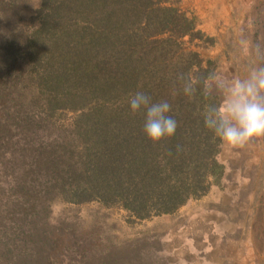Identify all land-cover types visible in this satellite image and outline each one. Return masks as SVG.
Returning a JSON list of instances; mask_svg holds the SVG:
<instances>
[{
	"label": "trees",
	"instance_id": "trees-1",
	"mask_svg": "<svg viewBox=\"0 0 264 264\" xmlns=\"http://www.w3.org/2000/svg\"><path fill=\"white\" fill-rule=\"evenodd\" d=\"M30 3L0 0V264H169L161 232L119 239L52 206L95 201L142 220L222 184V147L203 118L220 98L202 85L189 97L178 79L217 71L219 57L186 45L215 37L170 0ZM137 91L171 104L174 136L147 138L146 112L128 103Z\"/></svg>",
	"mask_w": 264,
	"mask_h": 264
},
{
	"label": "rangeland",
	"instance_id": "rangeland-1",
	"mask_svg": "<svg viewBox=\"0 0 264 264\" xmlns=\"http://www.w3.org/2000/svg\"><path fill=\"white\" fill-rule=\"evenodd\" d=\"M170 1L193 11L200 19L199 28L215 37L213 45L203 46L197 40L186 45L204 58L219 57L216 72L244 77L250 67L264 66V0H230L228 5L220 0L216 6L208 0H200L201 5L194 3L197 0ZM37 3L31 0L30 9ZM214 16L220 20L216 30L211 27ZM253 21L258 33L252 29ZM250 44L255 54L253 64L247 59ZM220 158L227 166L222 184L213 185L206 195L190 200L175 213L141 220L119 207L104 208L92 201L56 202L53 214L76 216L86 230H107L111 225L119 239L134 238L148 229L161 232L165 241L161 253L169 264H264V137L253 139L243 148L222 147ZM254 195H258L255 211L251 208ZM221 204L229 206L228 212L220 209ZM239 227L240 236L231 237Z\"/></svg>",
	"mask_w": 264,
	"mask_h": 264
},
{
	"label": "clouds",
	"instance_id": "clouds-1",
	"mask_svg": "<svg viewBox=\"0 0 264 264\" xmlns=\"http://www.w3.org/2000/svg\"><path fill=\"white\" fill-rule=\"evenodd\" d=\"M243 43V41H241ZM183 92L189 97L197 94L202 85V95L218 96V103L206 105L203 118L205 127L213 132L221 147L228 150L243 148L253 139L264 137V66H252L244 77H228L216 71L202 79L193 80L183 74ZM133 113L146 112L143 131L153 143L175 135L178 123L169 115L171 104L166 101L154 102L143 91L129 97Z\"/></svg>",
	"mask_w": 264,
	"mask_h": 264
},
{
	"label": "crops",
	"instance_id": "crops-1",
	"mask_svg": "<svg viewBox=\"0 0 264 264\" xmlns=\"http://www.w3.org/2000/svg\"><path fill=\"white\" fill-rule=\"evenodd\" d=\"M218 1H220V0H208L209 3H213V2H215V3L213 4V6H216V5H217L216 2H218ZM231 1H232V0H231ZM222 2L225 3L226 5H228L229 2H230V0H222ZM194 3H197L198 5H201L202 1L197 0V1H194ZM199 3H200V4H199ZM189 4H192V3H189ZM193 5H194V4H193ZM198 5H197V6H198ZM195 6H196V5H195ZM197 6H196V7H197ZM214 13H215V12H214ZM217 20H218V19H217ZM218 21H220V20H218ZM218 21H216V17L214 16V19L212 20V25H211V27H212L213 30H216L217 27L219 26Z\"/></svg>",
	"mask_w": 264,
	"mask_h": 264
}]
</instances>
